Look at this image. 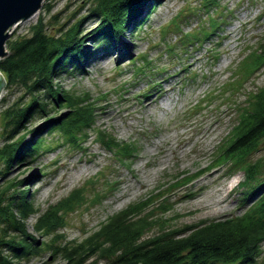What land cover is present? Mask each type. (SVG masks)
Returning <instances> with one entry per match:
<instances>
[{"label":"rangeland","instance_id":"1","mask_svg":"<svg viewBox=\"0 0 264 264\" xmlns=\"http://www.w3.org/2000/svg\"><path fill=\"white\" fill-rule=\"evenodd\" d=\"M151 1L155 6L143 25L126 28L111 46L89 56L83 69L69 66L56 74L55 83L66 91L88 94L94 100L97 119L86 130L88 136L71 144L57 127L45 126L48 115L71 108L60 102L46 104V113L33 115L19 127L21 131L38 128L40 152L26 153L0 166V189L10 194L25 189L36 209H44L74 187L88 184V200L66 213L54 243L79 240L110 214L151 196L157 200L165 196L173 203L165 214L170 228L212 222L246 208L238 183L243 171H231L230 160L216 165L213 161L237 120V102L246 98L248 90L264 86V62L256 65L251 57L246 59L264 44V0H219L210 9L213 21L218 23L216 28L209 22L208 11L189 9L188 5L201 0ZM86 2L91 0H43L32 15L10 26L8 37L27 34L40 17L51 29L63 27L62 22L72 25L86 15ZM178 13V27L213 31L193 46L177 44L167 51L165 41L175 38L177 27L172 20ZM96 25L97 19L92 16L82 20V28L87 29L86 45L97 43L89 39ZM126 46L128 54L124 55ZM5 48L7 53V39ZM6 82L5 78L0 89V146L6 142L4 110L22 93L17 86H6ZM149 98L153 100L147 104ZM101 128L123 141L136 140L132 163L122 162L97 139L96 132ZM257 148L251 157L264 153L263 139ZM185 174H191L190 180L180 181ZM20 179L22 183L18 184ZM95 191L99 199L91 200ZM37 215L36 211L30 213L25 226L38 237L41 247L15 258L19 264H64L63 255L45 245L50 235L36 230ZM105 261L93 255L85 264ZM253 264H264V240Z\"/></svg>","mask_w":264,"mask_h":264},{"label":"trees","instance_id":"2","mask_svg":"<svg viewBox=\"0 0 264 264\" xmlns=\"http://www.w3.org/2000/svg\"><path fill=\"white\" fill-rule=\"evenodd\" d=\"M218 2L201 0L188 6L194 12L203 8L210 15V9ZM86 3H89L86 15L97 19L89 38L97 41L94 45L85 44L87 29L84 30L81 24L86 15L72 25L62 22L63 27L54 29L40 17L27 34L7 38L8 51L0 57V70L6 78V86H17L22 93L4 110L7 132L4 133L6 142L0 146V166L11 164L26 153L40 152L42 137L38 136V128L27 127L21 131L19 127H24L33 115L46 113V104L58 105L60 102L71 108L60 114L48 115L45 126L57 127L64 140L71 144H77L88 136L86 130L97 119L94 100L88 94L66 91L63 85L55 83L56 74L69 66L71 69H83L89 56L102 47L111 46L126 28L143 25L155 6L151 0H91ZM50 9L51 4H48L47 10ZM176 17H180V13L172 20L177 29L173 41H165L167 51L177 44L180 47L193 46L213 31V28L201 32L184 30L182 26L178 27L180 24ZM210 18V24L216 28L218 23L213 21L212 15ZM166 27L168 29V26L164 29ZM127 52L126 46L124 55ZM249 57L256 65L263 63L264 44L246 59ZM24 94L26 96L22 98ZM246 95L242 102H237V120L229 136L222 140L213 161L216 165L230 160L231 171H243V178L238 181L243 191L241 202L247 204L243 211L212 222H195L182 229L170 228L166 225L168 217L165 214L173 203L165 196L159 200L151 196L140 202H131L110 214L79 240L65 242L61 239L54 243L59 239L58 229L65 224L66 213L88 200V184L74 187L66 195L49 202L44 209L33 206L34 202L25 189L20 194H10L2 188L0 264H19L15 257L32 254L41 247L38 237L25 226V219L35 211L38 212L36 230L50 235L45 245L54 252H60L66 259L64 264H85L93 255L105 258V264H213L215 261L253 264L264 240V153L251 157L252 152L258 149V143L264 140V86L248 90ZM96 134L97 139L118 159L132 163L137 152L136 140L123 141L105 128ZM189 175L181 176L180 181L190 180ZM17 182L22 183L21 179ZM156 194L163 195V192ZM98 197L99 192L95 191L90 198L96 200ZM151 229L156 231L147 234Z\"/></svg>","mask_w":264,"mask_h":264},{"label":"water","instance_id":"3","mask_svg":"<svg viewBox=\"0 0 264 264\" xmlns=\"http://www.w3.org/2000/svg\"><path fill=\"white\" fill-rule=\"evenodd\" d=\"M43 0H0V57L6 54L5 43L9 28L20 19L27 18L39 9ZM5 76L0 70V89Z\"/></svg>","mask_w":264,"mask_h":264},{"label":"bare ground","instance_id":"4","mask_svg":"<svg viewBox=\"0 0 264 264\" xmlns=\"http://www.w3.org/2000/svg\"><path fill=\"white\" fill-rule=\"evenodd\" d=\"M152 100H153L152 98H149L148 101L146 100L147 104L150 103Z\"/></svg>","mask_w":264,"mask_h":264}]
</instances>
